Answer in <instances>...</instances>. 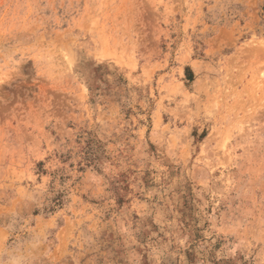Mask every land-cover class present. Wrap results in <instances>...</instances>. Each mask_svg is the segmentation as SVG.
<instances>
[{
    "label": "rangeland",
    "instance_id": "1",
    "mask_svg": "<svg viewBox=\"0 0 264 264\" xmlns=\"http://www.w3.org/2000/svg\"><path fill=\"white\" fill-rule=\"evenodd\" d=\"M0 264H264V0H0Z\"/></svg>",
    "mask_w": 264,
    "mask_h": 264
}]
</instances>
